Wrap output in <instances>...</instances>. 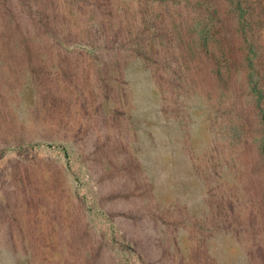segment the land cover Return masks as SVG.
<instances>
[{
  "label": "rangeland",
  "instance_id": "rangeland-1",
  "mask_svg": "<svg viewBox=\"0 0 264 264\" xmlns=\"http://www.w3.org/2000/svg\"><path fill=\"white\" fill-rule=\"evenodd\" d=\"M71 2L0 0V264H264V0Z\"/></svg>",
  "mask_w": 264,
  "mask_h": 264
},
{
  "label": "trees",
  "instance_id": "trees-1",
  "mask_svg": "<svg viewBox=\"0 0 264 264\" xmlns=\"http://www.w3.org/2000/svg\"><path fill=\"white\" fill-rule=\"evenodd\" d=\"M79 0H72L71 6L68 7L69 11L74 14L75 9L78 7V2ZM228 1V7L230 8V13L233 12L235 13V16L238 17V31L240 32V35L244 38V23L247 22L245 18V9L244 6L241 5V0H227ZM99 6L102 5V1L98 2ZM27 6V12L29 14L28 17H16V15L10 14L8 15V22H13V28L20 29L22 28L23 21L26 23V28L31 29V25L35 30H38L40 35H46L47 41H50L51 43H54V41L58 40L60 44H62V40L67 38L69 40L66 41L67 43L70 44H77L79 43L80 45L88 46L90 44H95L96 45H103L105 47H110L111 43H120L121 39L120 36H117L115 34H109L106 32L107 27L104 30L103 28V22L100 19L99 24H91L92 18L84 20V25H83V33L81 35L74 34L71 31H68L67 34H64L61 29L59 28L58 21L59 18L57 16V12L55 11L56 5H53L52 9L49 10L48 16H44L43 13L41 12V8L38 7L37 5L34 6V4L31 2H28ZM66 5V4H65ZM23 6H25L23 4ZM34 6V8H33ZM103 7L101 6V9ZM113 9L114 6H113ZM103 14H105V11H102ZM32 14V15H31ZM84 19V17H82ZM101 25V26H100ZM246 25V24H245ZM246 29V28H245ZM24 32H26V29H23ZM29 31V29H28ZM27 31V32H28ZM30 33V32H28ZM36 31H32V35H36ZM49 35V37H48ZM125 40V38H124ZM126 41V40H125ZM29 41H22V43H28ZM94 42H99V43H94ZM247 42L245 39L243 43ZM248 43V42H247ZM242 47V46H240ZM94 50V49H92ZM252 48L249 46L243 47L241 51V54L239 56V61H240V66L242 70L246 71V73L250 70H256L255 69V64L252 62L251 57L249 56ZM253 86L257 87V85L253 82H250Z\"/></svg>",
  "mask_w": 264,
  "mask_h": 264
}]
</instances>
